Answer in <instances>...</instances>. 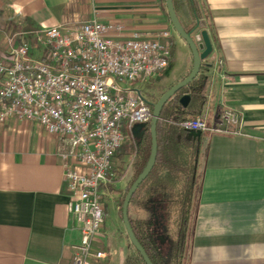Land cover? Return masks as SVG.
Returning <instances> with one entry per match:
<instances>
[{"label": "crops", "instance_id": "0c3cea01", "mask_svg": "<svg viewBox=\"0 0 264 264\" xmlns=\"http://www.w3.org/2000/svg\"><path fill=\"white\" fill-rule=\"evenodd\" d=\"M194 2L205 26L194 36L205 29L212 44L201 72L208 78L206 101L195 108L196 117L214 125L221 111L230 108L241 114L242 127L238 135L201 132L196 161L200 192L188 264H264V0ZM157 4L0 0V22L35 33L95 17L155 34L164 24ZM180 18L188 22L182 13ZM7 26L0 32L10 33L3 31ZM4 41L1 37L0 51ZM192 64L187 46L183 77ZM64 150L60 137L36 123L11 118L0 126V264H72L80 232L67 209L69 192L59 155ZM132 206L140 210L131 205V215ZM110 213L113 226L101 230L106 257L100 261L122 264L128 249L121 239L113 243L115 208Z\"/></svg>", "mask_w": 264, "mask_h": 264}, {"label": "built area", "instance_id": "2783aa9c", "mask_svg": "<svg viewBox=\"0 0 264 264\" xmlns=\"http://www.w3.org/2000/svg\"><path fill=\"white\" fill-rule=\"evenodd\" d=\"M170 36V29L150 34L94 17L46 27L36 41L15 40L10 51H0V126L11 118L33 122L65 146L59 155L67 209L80 232L72 264L106 257L98 239L104 222L102 188L114 178V159L127 133L150 121L152 108L138 84L168 66ZM194 40L202 41L200 33ZM178 125L238 135L242 116L225 108L214 125L201 117Z\"/></svg>", "mask_w": 264, "mask_h": 264}, {"label": "trees", "instance_id": "16d2710c", "mask_svg": "<svg viewBox=\"0 0 264 264\" xmlns=\"http://www.w3.org/2000/svg\"><path fill=\"white\" fill-rule=\"evenodd\" d=\"M162 1L166 11L165 0ZM180 1L181 4L179 0H173V4L184 29L191 31L195 25H198L196 30L205 28L198 20L194 0ZM181 13L188 22L182 21ZM170 42L173 50L172 38ZM204 66L205 62L202 61L196 77L164 104L156 125L157 156L154 166L132 195L128 206V218L134 235L152 264L189 263L200 192L196 161L201 136L192 137L189 131L178 125V122L195 118L199 114L195 108L205 104L208 78L201 73ZM184 94L190 96L186 107L179 102ZM148 124L149 122L146 123L140 139L128 134L119 149L122 155L132 158L130 179L118 202L120 218L123 198L144 168L150 154L151 139ZM134 204L145 211L147 216L133 217L130 206ZM127 246L128 252L122 264H145L128 238Z\"/></svg>", "mask_w": 264, "mask_h": 264}, {"label": "rangeland", "instance_id": "374dc122", "mask_svg": "<svg viewBox=\"0 0 264 264\" xmlns=\"http://www.w3.org/2000/svg\"><path fill=\"white\" fill-rule=\"evenodd\" d=\"M158 4L156 6L157 11L160 15H163L164 24L161 26V30L170 29L171 38L173 41L175 40L176 44L173 48V52L171 55V62L170 64L160 73H158L153 79H151L147 84L143 85L139 83L138 85L141 86L140 90L142 95L144 96L146 102L148 103H155L157 99L161 96V94L167 89V87L171 84L176 83L179 81L185 74V57L187 53V46L185 42L176 34L173 30L168 17L166 16V11L163 7L164 1L157 0ZM7 26V23L0 22V27ZM21 26V25H20ZM165 26V27H164ZM40 29V28H39ZM45 29L41 28L39 31L33 33L34 31L26 30L23 28L14 29V27H4L5 32L10 33H1L0 38L3 37L5 39L3 49L5 52L10 51L11 44L15 43L16 41H20L21 39H31V41H36V35L40 34V32ZM194 36V32L192 33ZM32 37V38H31ZM11 40V41H10ZM172 46V45H171ZM143 85V86H142ZM208 123V122H207ZM209 124V123H208ZM210 125V124H209ZM205 133H209L205 131ZM126 141V138H125ZM131 157L124 156L121 152L117 153V156L114 159V178L111 182L107 183L103 188V205H104V212L106 214L105 209H107V214L104 215V222L102 228L106 227L110 230L112 229V215L110 213V209L115 208V237H112L113 243H118V239H121L123 243L127 245V238L125 234V230L122 224V220L119 214V198L122 195L129 179H130V164H131ZM131 212L133 217H146V212L143 210H135L134 207H131ZM106 216V217H105ZM106 219V222H105ZM101 234V233H100ZM118 236V237H117ZM99 241L102 243L104 248V240L99 236ZM128 247V246H127ZM105 250V249H103ZM106 252V251H105ZM97 264H105V260L98 262Z\"/></svg>", "mask_w": 264, "mask_h": 264}, {"label": "water", "instance_id": "95a60500", "mask_svg": "<svg viewBox=\"0 0 264 264\" xmlns=\"http://www.w3.org/2000/svg\"><path fill=\"white\" fill-rule=\"evenodd\" d=\"M165 6H166L167 17L173 30L186 43V45L188 46L191 52L193 64L190 72L181 80H179L175 84L171 85L167 90H165L155 103L151 104L147 102L152 108L151 118L148 124L150 139H151L150 154L144 168L130 185L121 204V220L125 233L127 235L128 240L133 245V247L138 251L145 264H152V262L150 261L148 255L146 254V252L138 242L136 236L134 235V232L132 230L128 218V206L132 195L135 193L138 186L147 177L152 167L154 166L157 156L156 125L164 104L173 95H175L179 90H181L186 85H188L196 77V75L200 71L202 61H204L212 52V44L208 36V33L205 29L200 30V36L202 41L200 43H196V41L192 36V33L197 29L198 25H195V27L191 31H186L177 16V13L174 8L173 0H165ZM144 101L146 102L145 99ZM189 101H190V96L188 94L182 95L179 99V102L183 107H186ZM145 128H146L145 123L135 124L131 129L132 136L135 138H141ZM189 133L194 138H200L201 136V131L199 130L189 131Z\"/></svg>", "mask_w": 264, "mask_h": 264}, {"label": "flooded vegetation", "instance_id": "af4514ba", "mask_svg": "<svg viewBox=\"0 0 264 264\" xmlns=\"http://www.w3.org/2000/svg\"><path fill=\"white\" fill-rule=\"evenodd\" d=\"M140 139V138H139Z\"/></svg>", "mask_w": 264, "mask_h": 264}]
</instances>
